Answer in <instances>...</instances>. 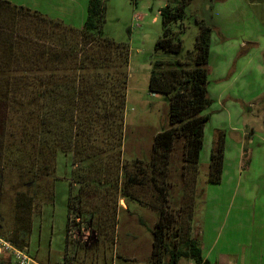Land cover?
I'll return each mask as SVG.
<instances>
[{
  "label": "rangeland",
  "instance_id": "1",
  "mask_svg": "<svg viewBox=\"0 0 264 264\" xmlns=\"http://www.w3.org/2000/svg\"><path fill=\"white\" fill-rule=\"evenodd\" d=\"M3 1L10 5H0V235L39 264L67 257L69 264H156L152 232L163 210L170 248L183 250L189 231L198 241L215 205L208 141L218 125L264 133V76L249 70L242 81L253 94H232L230 115L215 103L204 112L213 116L205 127L207 150L190 169L182 138L167 156H154V138L170 120L164 95L149 91L150 74L157 61L195 52L197 21L208 24L211 11L218 17L221 10L233 23L215 28V38L221 40V30L232 37L237 71L253 69L257 60L264 66V0H191L184 21L170 25L183 41L178 55L155 48L164 35L160 10L174 0H103L102 37L128 47L122 114L112 58L105 63V50L90 54L94 45L78 44L89 0ZM121 115L123 122L116 120Z\"/></svg>",
  "mask_w": 264,
  "mask_h": 264
},
{
  "label": "trees",
  "instance_id": "2",
  "mask_svg": "<svg viewBox=\"0 0 264 264\" xmlns=\"http://www.w3.org/2000/svg\"><path fill=\"white\" fill-rule=\"evenodd\" d=\"M174 1L176 3L174 6L167 5L160 10V16L164 26V35L157 40L155 48L157 50L178 55L183 51V41L180 37L174 36V31L170 25L184 21L186 17V8L191 0ZM1 4L10 5L9 2L3 0H0V5ZM104 9L103 0L88 1L86 18L82 25L78 44H81L84 48L94 45L90 54H94L99 48L105 50L108 54V59L106 58L104 62L108 63L112 58L114 67L119 73V87L120 92L123 94L126 90L127 76L125 73V67L128 63V47H126V45L116 44L115 42L102 37ZM57 24L64 26L62 22L60 23L59 21ZM197 24L199 32L196 38V51L192 53L189 52L185 57L178 58L173 62H155L148 84L151 93L164 95L165 100L169 104L170 127L159 132L155 136L153 143L154 156H167L171 153L177 139L182 138L184 140L183 160L185 165L190 169H196L200 163L205 127L210 120V115L205 114L204 112L212 104L208 92V84L212 34L215 31V28L210 23L205 24L197 21ZM64 28L68 32H74L72 27L65 26ZM123 95L124 101L119 105L121 114L125 105V93ZM88 96L87 92V103L89 101ZM112 108V113L116 114L114 110L116 108ZM122 118L123 116L121 115L120 118L117 117L116 120L121 119L120 122H123ZM12 147L13 143L11 142L8 149L11 151ZM225 149L226 133L223 130H217L210 156L207 179L208 183L219 184L222 181ZM87 157L90 158L88 155ZM247 157L248 155H244L243 160H246ZM245 168L246 167L244 166V169ZM83 177L84 179L79 177L83 182V186L80 188L78 195L74 196V200L77 203L81 201L79 195L81 194L82 188H84L87 183L85 176ZM93 184H95L94 179ZM124 196L132 198L130 195ZM193 201L195 202V199ZM193 207H195V203ZM69 210L71 211V206H69ZM191 216L192 215L190 214L188 218L189 222ZM73 224V220L69 217L67 222V244L71 246V248L76 242L72 237ZM85 225L89 226V222H85ZM85 225H83L80 231L81 233H78L74 238H79L80 234L85 232ZM167 228L168 225H166L163 219V210H161L160 219L152 232L154 246L153 254L156 264H161L164 259H166L165 264H180L183 260L192 261L195 264H213L204 259L199 242L197 239L191 237L192 231H189L187 234L188 238L186 237L187 240L183 250L170 248L166 240ZM81 240L82 238H80V241ZM62 264H69L68 257Z\"/></svg>",
  "mask_w": 264,
  "mask_h": 264
},
{
  "label": "crops",
  "instance_id": "3",
  "mask_svg": "<svg viewBox=\"0 0 264 264\" xmlns=\"http://www.w3.org/2000/svg\"><path fill=\"white\" fill-rule=\"evenodd\" d=\"M211 14L209 23L216 29L221 25L228 29L229 23H233L232 19L227 22V11L218 13L224 23L217 19L216 11ZM221 32V40L215 38V31L212 34L208 92L212 103L223 107L221 113L230 115L232 102L228 99H233L234 93L253 94V87L249 90L250 84L242 79H247L249 70L250 74L264 76V66L257 60L253 69L241 65L238 72L240 55L235 56L238 51L228 32ZM224 98L225 106L222 105ZM229 126H217L220 127L217 130L226 131L222 181L210 183V187L214 185L211 189L216 188L211 199L215 205L206 218L205 228L198 230V241L204 259L213 264H264V133L244 130L238 124ZM214 138L215 135L208 141L210 152ZM203 147L207 150L205 138ZM207 152L203 156L207 157ZM244 155H248L246 160Z\"/></svg>",
  "mask_w": 264,
  "mask_h": 264
},
{
  "label": "built area",
  "instance_id": "4",
  "mask_svg": "<svg viewBox=\"0 0 264 264\" xmlns=\"http://www.w3.org/2000/svg\"><path fill=\"white\" fill-rule=\"evenodd\" d=\"M0 264H39L27 250L0 235Z\"/></svg>",
  "mask_w": 264,
  "mask_h": 264
}]
</instances>
